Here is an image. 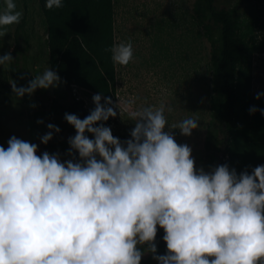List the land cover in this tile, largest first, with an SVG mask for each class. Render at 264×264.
I'll return each instance as SVG.
<instances>
[{
  "label": "clouds",
  "instance_id": "clouds-1",
  "mask_svg": "<svg viewBox=\"0 0 264 264\" xmlns=\"http://www.w3.org/2000/svg\"><path fill=\"white\" fill-rule=\"evenodd\" d=\"M44 6L61 8L63 0ZM22 15L16 0H3L0 37ZM106 51L114 65L133 59L131 41ZM15 59L0 54V66ZM10 82L17 98L66 83L53 67L26 85ZM91 99L84 118L64 114L75 129L67 159L58 151L38 155L37 143L14 134L0 144V264H141L145 253L157 264H264V164L239 173L228 163L197 167L193 148L178 143L173 129L191 136L199 118L169 123L170 105L134 107L128 99L120 106L102 92ZM117 108L134 123L124 140L104 123ZM257 111L264 115L249 108ZM46 127L39 136L45 145L61 131ZM158 228L165 254L157 251Z\"/></svg>",
  "mask_w": 264,
  "mask_h": 264
},
{
  "label": "rangeland",
  "instance_id": "rangeland-1",
  "mask_svg": "<svg viewBox=\"0 0 264 264\" xmlns=\"http://www.w3.org/2000/svg\"><path fill=\"white\" fill-rule=\"evenodd\" d=\"M114 43L131 41L133 59L127 66L115 65V88L111 97L114 104L123 106L128 99L134 107L141 105H170L171 112L165 113L169 123L185 117L199 118L200 128L191 136L181 135L173 129L178 143H187L193 148L196 166L228 163L238 171L246 165L257 135L264 139V115L249 113L257 92H264V53L251 58L250 72L243 71L242 81L250 83L248 105L243 103L247 87L238 88V115L231 125L222 120L214 108L215 90L212 63V42L206 28L194 15L196 0H113ZM3 0H0L2 6ZM17 10L26 15L22 22L5 26L6 35L0 37V54L11 51L14 62L0 66V144L7 146L11 135L37 143L39 155L42 151L60 152L67 159L66 151L58 150L54 144L67 141L75 129L64 114L72 112L73 91L61 83L57 88H38L31 96L17 98L12 93L13 70L27 73L22 84L39 75L50 65L48 47V24L41 10L39 0H16ZM218 8H232L239 5L240 32L246 38L264 35V0H215ZM248 73L251 79L248 78ZM247 77V78H246ZM18 86V84H17ZM78 95L85 101L88 110L94 107L90 91L80 85ZM120 92V98L114 95ZM103 102V101H102ZM35 105L32 107L31 105ZM244 105V106H243ZM110 117L107 126L113 134L125 135L134 127L126 113ZM38 119L44 123L37 124ZM53 123L61 131L54 133L47 145L39 136L48 131L46 125ZM88 134V133H86ZM261 139V140H262ZM157 264L149 253L142 257L145 262Z\"/></svg>",
  "mask_w": 264,
  "mask_h": 264
},
{
  "label": "trees",
  "instance_id": "trees-1",
  "mask_svg": "<svg viewBox=\"0 0 264 264\" xmlns=\"http://www.w3.org/2000/svg\"><path fill=\"white\" fill-rule=\"evenodd\" d=\"M39 1L48 24L51 67L66 81L70 91L71 86L77 84L95 93L102 92L104 96L112 97L115 88V65L106 49L114 43L113 0H63V7L52 9L45 8V0ZM194 15L206 28L212 42V63L217 91L214 96V108L219 117L232 128L231 122L238 115V88L241 85L247 87L243 103L248 105L246 99L249 97L250 83L242 81L245 65L250 72L251 58L255 54L264 53V35H252L248 38L242 35L239 30V5L218 8L215 0H196ZM25 21L26 15L22 18L17 34L25 25ZM13 74L18 86H23L21 77H27L28 74L15 70ZM247 79H251L250 73ZM252 101L257 108H264V96L260 99L253 98ZM69 109L81 119L89 114L85 101L76 97H73ZM104 123L107 126L109 120ZM87 135L92 137L91 133ZM113 135L121 140L129 138V133ZM255 139L258 143L246 160V165L241 167L238 173L245 169L251 172L253 167L264 164V139L259 135ZM54 147L66 151L69 145L67 141H60L55 143ZM163 234V229L158 228V254H165L167 251L166 242L162 240ZM144 251H147L146 246ZM149 255L152 258V254Z\"/></svg>",
  "mask_w": 264,
  "mask_h": 264
},
{
  "label": "built area",
  "instance_id": "built-area-1",
  "mask_svg": "<svg viewBox=\"0 0 264 264\" xmlns=\"http://www.w3.org/2000/svg\"><path fill=\"white\" fill-rule=\"evenodd\" d=\"M71 89L73 91V94L75 95L74 97H76V99H82L79 95H78V90H79V86L77 84H73L71 86ZM116 98H120L121 94L120 92H116V94L114 95Z\"/></svg>",
  "mask_w": 264,
  "mask_h": 264
}]
</instances>
